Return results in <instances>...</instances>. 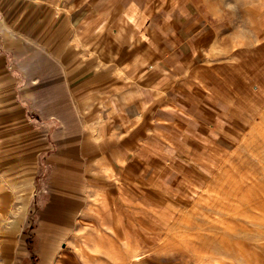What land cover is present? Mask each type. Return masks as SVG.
<instances>
[{
	"label": "crops",
	"instance_id": "1",
	"mask_svg": "<svg viewBox=\"0 0 264 264\" xmlns=\"http://www.w3.org/2000/svg\"><path fill=\"white\" fill-rule=\"evenodd\" d=\"M251 15L223 38L192 0H0V84L21 103L8 123L38 119L47 135L34 264H111L138 244V189L157 203L205 184L264 100L228 55L256 47H230L240 32L264 40ZM255 58L264 75V43ZM47 96L51 110L31 111Z\"/></svg>",
	"mask_w": 264,
	"mask_h": 264
},
{
	"label": "rangeland",
	"instance_id": "2",
	"mask_svg": "<svg viewBox=\"0 0 264 264\" xmlns=\"http://www.w3.org/2000/svg\"><path fill=\"white\" fill-rule=\"evenodd\" d=\"M192 1L202 3L227 24L223 38L230 33V24L245 21L247 13H252L253 22L264 19V0ZM262 40L240 32L230 47L244 48L245 42L256 47L228 53L238 54L235 62L258 75L252 80L247 75L249 92L257 98L264 95V75L256 72L262 59L255 58ZM33 103L31 111L54 107L48 96ZM256 106L251 125L212 171H207L208 180L202 187L160 197L157 203L146 201L148 193L138 189V244L128 243L126 253L111 251V264H264V100ZM11 107H21V103L15 92L0 84V264H23L25 250L32 254L28 264H34L38 243L33 230L49 195L44 192V177L49 173L47 135L34 118L23 129L15 115V124L10 126L6 109ZM139 207L152 208L153 213ZM138 255L142 258L135 260Z\"/></svg>",
	"mask_w": 264,
	"mask_h": 264
},
{
	"label": "bare ground",
	"instance_id": "3",
	"mask_svg": "<svg viewBox=\"0 0 264 264\" xmlns=\"http://www.w3.org/2000/svg\"><path fill=\"white\" fill-rule=\"evenodd\" d=\"M21 198H19V200H20ZM4 211V210H3ZM8 215V214H7ZM17 221H18V219H17ZM8 224V223H7ZM19 225V224H18ZM17 226V225H16ZM19 228V227H18ZM14 230V229H13ZM16 230H18V229H16ZM11 233V232H10ZM12 234V233H11ZM13 235V234H12ZM11 236V235H10ZM137 258L135 259V260H140L141 258H142V256L140 255H138V256H136Z\"/></svg>",
	"mask_w": 264,
	"mask_h": 264
}]
</instances>
